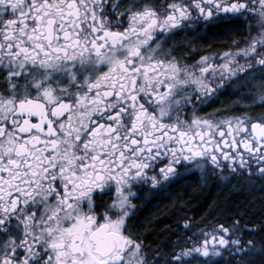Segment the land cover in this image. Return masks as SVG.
Listing matches in <instances>:
<instances>
[{
  "label": "snow or ice",
  "instance_id": "1",
  "mask_svg": "<svg viewBox=\"0 0 264 264\" xmlns=\"http://www.w3.org/2000/svg\"><path fill=\"white\" fill-rule=\"evenodd\" d=\"M196 21L230 46L178 58ZM226 84L249 103L201 115ZM181 167L264 185V0H0V264H264L239 219L146 242Z\"/></svg>",
  "mask_w": 264,
  "mask_h": 264
},
{
  "label": "trees",
  "instance_id": "2",
  "mask_svg": "<svg viewBox=\"0 0 264 264\" xmlns=\"http://www.w3.org/2000/svg\"><path fill=\"white\" fill-rule=\"evenodd\" d=\"M186 218L196 225L239 219L241 228L264 227V185L259 180H254L252 187L235 179L231 183L212 179L206 184L198 179L187 180L172 197L139 212L136 219L146 242L155 246L174 240L176 232L182 229L180 221ZM242 235L249 237L246 231ZM230 261L229 256L216 260L217 264Z\"/></svg>",
  "mask_w": 264,
  "mask_h": 264
},
{
  "label": "flooded vegetation",
  "instance_id": "3",
  "mask_svg": "<svg viewBox=\"0 0 264 264\" xmlns=\"http://www.w3.org/2000/svg\"><path fill=\"white\" fill-rule=\"evenodd\" d=\"M200 23V21H196L193 25V28L179 34L175 40L174 50L176 51V55L178 58H182L186 62H192L194 58L198 57L200 52H207L216 48H227L230 46V41H227L225 38H223V29L218 26L200 28ZM241 24H243V21H241ZM241 31H243V28H241ZM237 39L240 40V43L244 42L243 37H237ZM180 49L183 50L180 51ZM189 49L192 50L189 51ZM248 97L249 93L242 85L226 84L224 88L220 89L214 96L208 98L205 103L200 105L199 111L201 115H219L220 113L240 114L245 104L249 103ZM252 107H255V105H252ZM252 114L256 115L257 113L253 112ZM178 172L180 173V175H178L172 181L169 192L167 194H158L155 196L150 195L143 200H134V203H137L139 205L136 212V218L139 212L144 211L155 203L165 202L166 199L172 197L173 194H175L179 190V186L187 180L190 181L198 179L202 181L201 173L197 169L193 168L191 171H189L181 167L178 168ZM209 181L202 182L206 184ZM138 196H143V194L138 193ZM184 220L185 219H182L180 222L182 223ZM137 221H139V219H137ZM180 233V242L183 243L184 232L182 229ZM173 238L174 240L177 239L176 236H174Z\"/></svg>",
  "mask_w": 264,
  "mask_h": 264
},
{
  "label": "rangeland",
  "instance_id": "4",
  "mask_svg": "<svg viewBox=\"0 0 264 264\" xmlns=\"http://www.w3.org/2000/svg\"><path fill=\"white\" fill-rule=\"evenodd\" d=\"M245 105H246V104H245ZM215 179H216V180H221V179H219V178H215ZM221 181H222V180H221ZM220 258H221V257H217L216 260H217V259H220Z\"/></svg>",
  "mask_w": 264,
  "mask_h": 264
}]
</instances>
